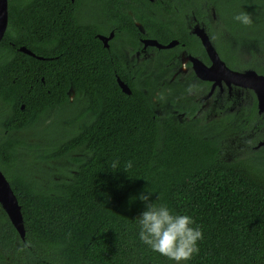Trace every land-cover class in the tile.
<instances>
[{"label": "trees", "instance_id": "obj_1", "mask_svg": "<svg viewBox=\"0 0 264 264\" xmlns=\"http://www.w3.org/2000/svg\"><path fill=\"white\" fill-rule=\"evenodd\" d=\"M18 9L26 5L10 7ZM238 25V44L255 59L264 34L243 36L249 26ZM11 60L0 62V126L8 131L0 135V170L21 207L25 237L0 206V264H172L138 238L133 219L144 205L133 197L146 190L202 228L189 264H264V148L222 159L215 139L154 116L133 87L124 94L108 65L106 75L100 64L91 78L46 79L30 88L23 74L40 63L24 55ZM236 68L264 74L250 61ZM69 89L80 104L63 133L52 130L40 141L10 135L70 110ZM113 160L120 170L107 166Z\"/></svg>", "mask_w": 264, "mask_h": 264}, {"label": "flooded vegetation", "instance_id": "obj_2", "mask_svg": "<svg viewBox=\"0 0 264 264\" xmlns=\"http://www.w3.org/2000/svg\"><path fill=\"white\" fill-rule=\"evenodd\" d=\"M21 4L26 9L11 12ZM259 6L264 10V0H7L0 40L6 57L0 62L24 55L40 63L23 74L30 88L46 79L91 78L100 64L106 75L108 65L116 82L145 97L154 116L167 115L188 132L215 139L218 154L231 161L264 148L257 147L264 140V111H258L251 90L203 79L199 70L210 68L214 55L201 37L228 69L248 70L236 68L250 55L245 57L248 50L238 44L241 28L233 16ZM255 18L251 25H264V18ZM249 61L264 66V50ZM207 78L222 77L209 73ZM66 96L71 107L80 104L72 90ZM31 132L10 135L23 138L20 134ZM1 133L8 131L0 126Z\"/></svg>", "mask_w": 264, "mask_h": 264}, {"label": "clouds", "instance_id": "obj_3", "mask_svg": "<svg viewBox=\"0 0 264 264\" xmlns=\"http://www.w3.org/2000/svg\"><path fill=\"white\" fill-rule=\"evenodd\" d=\"M233 20L243 26L252 24L250 16L243 11L234 15ZM118 163L113 160L107 166L117 171L120 170ZM152 193L146 190V193L133 197L144 205L140 214L133 219L140 242L172 264H189L199 254V242L204 239L202 228L192 216L175 213L166 202L157 203L161 199L159 195L154 200L150 199Z\"/></svg>", "mask_w": 264, "mask_h": 264}, {"label": "water", "instance_id": "obj_4", "mask_svg": "<svg viewBox=\"0 0 264 264\" xmlns=\"http://www.w3.org/2000/svg\"><path fill=\"white\" fill-rule=\"evenodd\" d=\"M7 27V0H0V40L4 35V32ZM202 42L208 50H211L213 53V63L210 68L205 70H199V73H202L203 79H208L209 81H214L217 84H220V81L228 88H238V89H249L251 90L257 101V109L259 112L264 111V75H260L252 69L245 71H236L228 69L222 61H220L210 46L205 35L201 37ZM22 51L26 50L24 48ZM198 73V72H197ZM198 73V74H199ZM218 74L221 73V79L215 80L214 78H207V74ZM206 74V76H205ZM117 84L121 91L130 95V90L126 84L117 79ZM264 147V140L261 141L257 147ZM0 206L2 210L7 215L10 223L17 232V235L21 240H24L25 229L23 224V218L21 213V207L18 203V200L10 186V183L5 178L4 174L0 170Z\"/></svg>", "mask_w": 264, "mask_h": 264}, {"label": "rangeland", "instance_id": "obj_5", "mask_svg": "<svg viewBox=\"0 0 264 264\" xmlns=\"http://www.w3.org/2000/svg\"><path fill=\"white\" fill-rule=\"evenodd\" d=\"M263 12V7L259 6L254 10V13L250 12L248 15L250 16V18H255V16L259 17L261 14H263ZM224 14L227 16L229 15V12L224 9ZM244 30L243 36H246L247 34L252 37L260 36L264 34V25L257 27H253V25H250L249 28H246ZM240 47L244 46L240 45ZM260 50L261 49L253 50V54L256 56L258 53H260ZM250 53L251 52L248 50L247 53L244 54V56L248 57ZM249 60L250 58H247V61ZM78 111L79 104L76 107H72L70 110H64L62 112L53 111L50 114V121H47L49 125L46 123H39L36 125V129L31 132V135L22 133L20 134V136H24V138L28 139L29 141H40L41 139H46V137L49 135L48 132H51L52 130L58 129L61 133H63V129L67 127L65 122L68 121L71 115L75 114Z\"/></svg>", "mask_w": 264, "mask_h": 264}]
</instances>
